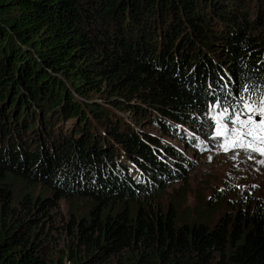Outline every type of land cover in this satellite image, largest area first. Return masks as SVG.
Segmentation results:
<instances>
[{"label":"trees","instance_id":"16d2710c","mask_svg":"<svg viewBox=\"0 0 264 264\" xmlns=\"http://www.w3.org/2000/svg\"><path fill=\"white\" fill-rule=\"evenodd\" d=\"M213 105L264 107V0H0V264H51L59 239L41 224L79 199L88 217L66 224L57 264H264V195L227 203L212 226L182 221L159 203L185 182L181 164L117 115L139 126L153 112L183 136L210 127ZM14 181L50 196L15 202Z\"/></svg>","mask_w":264,"mask_h":264},{"label":"rangeland","instance_id":"374dc122","mask_svg":"<svg viewBox=\"0 0 264 264\" xmlns=\"http://www.w3.org/2000/svg\"><path fill=\"white\" fill-rule=\"evenodd\" d=\"M250 8V11H254L253 4H250ZM213 43L216 44H213L212 52L209 54L214 52V57L220 61H226L222 53L223 42L215 40ZM128 109L124 107L117 112L123 124L138 129L136 132L140 137L139 140L144 141L142 143L145 147L148 140L154 141L165 155V158H161L164 163L160 162L168 169H175L179 164L182 166L179 168L186 177L185 182L170 184L159 200L162 207L174 208L182 221H198L212 226L223 215L227 203L235 205L245 196L260 199L264 195V107L249 109L242 114L229 115L213 105L206 114L210 127L205 128L194 124L192 129L182 130L183 136L160 130L158 116L153 112L143 115L142 123L136 126L134 124L136 116ZM99 124L96 123L97 126ZM69 127V123L58 125V130L66 131ZM174 134L178 136V139L174 138L176 137ZM96 135L101 136L102 133L99 132ZM188 136L193 138L196 144H191L187 140ZM73 138L79 139L81 145H84L85 139L80 135L76 134ZM46 141L51 143V139ZM106 145L107 143L102 146ZM112 146L116 147L115 144ZM116 150H118V160L128 163L124 149L118 146ZM168 150L172 153L165 152ZM11 189L15 202L25 196L32 202L50 196V192L44 186L28 187L18 181L11 182ZM213 198L221 200L213 204L215 208L208 205ZM89 205L88 201L82 199L62 200L54 210L49 212L48 218L44 219L41 225L45 233L55 229L54 232H50L51 238L59 239L55 241V249L49 248L48 251H52L51 264H57L58 251L69 244L70 240L65 238L66 224L75 213H77L75 217L77 220L87 218ZM37 220L40 221V218L38 217Z\"/></svg>","mask_w":264,"mask_h":264}]
</instances>
